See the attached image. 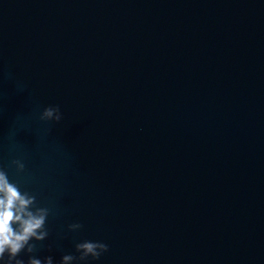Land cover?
<instances>
[{"label": "water", "instance_id": "water-1", "mask_svg": "<svg viewBox=\"0 0 264 264\" xmlns=\"http://www.w3.org/2000/svg\"><path fill=\"white\" fill-rule=\"evenodd\" d=\"M263 54L264 0H0V170L48 209L17 256L123 264ZM84 239L108 247L81 256Z\"/></svg>", "mask_w": 264, "mask_h": 264}, {"label": "clouds", "instance_id": "clouds-1", "mask_svg": "<svg viewBox=\"0 0 264 264\" xmlns=\"http://www.w3.org/2000/svg\"><path fill=\"white\" fill-rule=\"evenodd\" d=\"M39 116L41 119H59L60 113L55 106L46 105ZM34 200L32 194L22 191L0 170V264H53L50 255L43 259L29 255L27 262L17 256L21 249L27 252L33 250L30 242L33 238L41 240L47 235L45 220L48 209L36 206ZM78 226L76 222L69 225L70 228ZM75 247L80 250L81 256L91 254L96 257L108 245L101 241L84 239L77 241ZM72 259L71 253H64L60 257V264H66Z\"/></svg>", "mask_w": 264, "mask_h": 264}]
</instances>
